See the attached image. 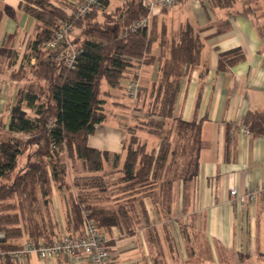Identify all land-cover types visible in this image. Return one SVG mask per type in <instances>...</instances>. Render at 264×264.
I'll list each match as a JSON object with an SVG mask.
<instances>
[{
  "label": "trees",
  "instance_id": "trees-1",
  "mask_svg": "<svg viewBox=\"0 0 264 264\" xmlns=\"http://www.w3.org/2000/svg\"><path fill=\"white\" fill-rule=\"evenodd\" d=\"M101 1V10L72 17L71 41L77 55L74 66L68 67L63 59L57 58L58 50L46 49L44 44L52 39L61 20L70 18L67 8L73 9L75 5L20 0L21 8L36 23L33 35L25 44L28 66L21 65L10 72V77L20 84L0 134V233L3 235L0 243L10 247L23 239L50 243L58 236V222L50 203L52 184L59 190L69 189L65 224L73 235L82 233L85 218L92 219L99 229L119 225L120 220L134 216L130 207L144 208L145 199L167 214L174 183L181 180L186 188L187 182L198 173L201 121L196 116L190 120L177 116L175 105L182 79L200 61L203 41L199 33L186 25L176 39L168 40L165 26L159 31L154 20L148 28L123 33V27L147 14L143 0H124L117 11H107L109 0ZM235 1L211 0V3L225 7ZM10 37L13 35H7L6 39ZM156 41L160 44V54L158 79L152 89L155 105L147 119L128 127L130 137L123 145L125 155L88 145V136L106 118L102 85L121 87L128 68L152 64L155 57L151 50ZM10 52L9 64H13L17 54L14 50ZM243 59L240 47L220 52L217 69L228 70ZM24 108L33 113H25ZM242 125L249 134L264 136V110L248 111ZM137 130L156 134L157 147L149 148L146 142L138 144ZM172 133H175L173 140ZM20 134L30 135L25 145L17 137ZM134 143L138 145L132 147ZM31 145L30 155L38 161L21 167L10 180L19 156ZM64 150L91 173L73 176L72 186L78 187L75 193L67 180V165L62 160ZM109 162L111 168L121 173L112 190L114 206L92 200L96 189L103 190L107 185L105 174L99 171ZM7 179L10 182H3ZM126 228V232H132L131 225L126 224ZM2 264L14 262L7 260Z\"/></svg>",
  "mask_w": 264,
  "mask_h": 264
},
{
  "label": "crops",
  "instance_id": "crops-1",
  "mask_svg": "<svg viewBox=\"0 0 264 264\" xmlns=\"http://www.w3.org/2000/svg\"><path fill=\"white\" fill-rule=\"evenodd\" d=\"M77 1L52 0L65 7ZM123 2L109 0L107 8ZM212 4L211 0H184L153 16L159 31L165 26L168 40L176 39L179 30L189 25L203 41L200 61L182 79L175 105L177 116L184 120L196 116L201 121L199 170L186 188L181 180L174 183L167 214L145 199L144 208L130 207L134 213L130 219L100 229L108 240L112 264H264V194L244 204L229 196L230 189L243 192L264 182V136L246 133L242 125L248 111L264 110V0H237L225 7ZM35 23L21 8L20 0H0V131L5 128L20 84L10 72L27 62L25 44L34 33ZM7 35L13 37L6 39ZM236 47L241 48L244 59L228 70H218L219 53ZM11 50L17 54L13 64H9ZM151 54L155 57L152 64L126 70L121 87L102 85L104 110L113 108V118L128 123L124 140L132 123L128 110L134 119H140L136 114L141 107L125 106L122 92L133 74L141 90L143 84L153 86L159 74V41L153 43ZM139 131L149 134L137 130L138 136ZM96 132L88 136V145L123 154L124 140L121 143V138L105 131L103 147ZM55 194L51 193L50 203L58 235L69 233L72 229L65 224L67 202L60 193ZM110 206H114L113 200ZM126 224L131 225L132 232H126ZM14 264L88 262L83 255L43 259L31 254Z\"/></svg>",
  "mask_w": 264,
  "mask_h": 264
},
{
  "label": "built area",
  "instance_id": "built-area-1",
  "mask_svg": "<svg viewBox=\"0 0 264 264\" xmlns=\"http://www.w3.org/2000/svg\"><path fill=\"white\" fill-rule=\"evenodd\" d=\"M182 1L184 0H143V5L147 8V14L124 28L123 33L139 28H148L149 20L155 13L162 9H171ZM102 8L101 0H78L75 7L68 11L70 18L61 20L52 39L44 44V48L58 50L57 58L63 59L68 67H73L77 49L71 41V32L74 28L72 17L76 19L85 16L92 10H101ZM125 89L128 96L135 97L139 90L138 81L133 78L130 79ZM243 131L248 133L246 127H243ZM259 194H264V182L247 188L243 192H238L236 189H230L229 191L230 200L240 204L254 201ZM2 236L0 233V238ZM31 254L43 259L83 255L86 257L88 264H112L106 236L97 227L96 223L88 218H85L82 233L73 235L63 233L55 237L50 243L26 240L15 247L0 243V264L7 260L19 263Z\"/></svg>",
  "mask_w": 264,
  "mask_h": 264
},
{
  "label": "rangeland",
  "instance_id": "rangeland-1",
  "mask_svg": "<svg viewBox=\"0 0 264 264\" xmlns=\"http://www.w3.org/2000/svg\"><path fill=\"white\" fill-rule=\"evenodd\" d=\"M121 5L122 4H115L114 6H112V8H107V11H117L115 9L119 8V6H121ZM165 10H168V9H162L161 11L159 10L153 16H155V15H157L160 12H163ZM153 16L149 20L148 27L151 26V22L153 20ZM124 28H126V27H123L121 29L122 32H123ZM24 55H25V53H24ZM4 65L5 64H3V66ZM27 66H28V63L25 62L24 63V67H27ZM132 78L138 81V78L136 79L135 74H133L130 77V79H132ZM122 82L125 83L124 79L122 80ZM143 87L144 88L142 90H140V85H139V90L141 91V94H140L139 97L137 95L135 97H130L126 93V89L123 90L121 99H123L127 103V104H125V106L128 105V104L129 105L132 104L133 107H134V105H135V107H141V110L136 115H137V117L138 116L141 117L142 120H145V119H147V117H148V115L150 113V110H152L154 108L155 95L152 94V89H154V86L149 88V86H147L146 84H143ZM125 88H126V86H125ZM107 105L108 104H106V106ZM107 107H109V106H107ZM107 107L104 110L106 115H107L106 121L101 122V123L96 125V129H97L96 137L101 139V143L100 144L103 147H104V144H105L104 140H105V137H106L105 131L113 132L116 135L117 138H121V143H122V141L124 140L123 134L126 131L125 130V126L128 125V123H124L123 124V122H120V121L116 120L115 118H113L112 115L114 114L115 110L113 108H111V107H109V108H107ZM124 111H127V110L124 109ZM128 111H129L127 113V115L129 116L128 120L130 122H132L131 125H136V124L141 122L140 121L141 118L140 119H138V118L134 119L133 114L131 113V110H128ZM24 112L25 113H29V114L33 113L32 111L30 112L29 109H26V108H24ZM107 123H113V124H117V125L120 123V126L118 127L117 125H115V126L114 125H109ZM0 132H2V131H0ZM174 134L175 133H172L170 135L171 139L173 137H175ZM129 135H130V133H128V136L126 137L124 142L128 141V138L130 137ZM142 135L144 137L148 136V138L144 139V138L141 137ZM17 137H20L22 139V141H23L22 143L25 145V141H27L30 138V135H28V134H20V135H17ZM146 141L148 142L149 148L150 147H157V145L159 143V139H158V136L156 134L140 133V131H139V136H138L137 143L138 144H142L143 142H146ZM129 143H127V145ZM138 144L134 143L132 145V147H136ZM125 145L126 144H124V146ZM31 152H33V146L32 145L29 148H27L23 152V154L21 156H19L17 166L15 167L13 173L10 175V180H11V177H14L16 175V173L19 172L21 167L34 165L38 161L36 156H34V155L31 156L30 155ZM123 154L125 155V150L123 151ZM69 157H70V154L67 151L64 150L63 154H62V160L67 165V172H66L67 180L70 182L71 191L73 193H75V192L78 191V187H76L74 185L72 186V184H73V182H72L73 176H75V175H88V174H91V173H89L88 171H86L83 168V165H82L81 161H79L77 159L74 160V159L69 158ZM190 163H191V161H190ZM110 165H111L110 162L109 163H105L104 164V169L102 171H99V174H101V173L105 174V179L107 181V185H106L105 189H103V190H98L99 188L96 189V192L94 194V198L92 199L96 203H99V204H102V205H107V206L108 205L110 206V201L113 200L114 193H113L112 190H114L115 182H116L117 177L119 175H121V173L118 170H116L117 168L113 169V168H111ZM10 180L9 179L3 180V182L8 183V182H10ZM0 183H1V180H0ZM68 192H69V189L68 190H66V189L59 190L55 186H53V184H52V193H56L55 197H57L59 195V193H60L64 197V200L67 203L69 202Z\"/></svg>",
  "mask_w": 264,
  "mask_h": 264
}]
</instances>
